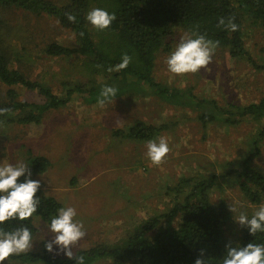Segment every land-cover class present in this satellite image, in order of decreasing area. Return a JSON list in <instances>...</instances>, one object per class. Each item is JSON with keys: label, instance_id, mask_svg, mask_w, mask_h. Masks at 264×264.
Wrapping results in <instances>:
<instances>
[{"label": "rangeland", "instance_id": "374dc122", "mask_svg": "<svg viewBox=\"0 0 264 264\" xmlns=\"http://www.w3.org/2000/svg\"><path fill=\"white\" fill-rule=\"evenodd\" d=\"M51 1L60 6L68 3ZM244 30L247 51L253 61L263 66L264 31L251 27V20L244 23ZM186 34L178 32L170 53H159L153 71L156 81L180 89L192 86L196 97L215 100L222 107H243L264 97V74L247 59L230 58L227 51L216 50L212 63L197 73H170L165 61ZM0 36L12 67L59 97L64 96L65 84L78 83L85 88L93 84L92 68L81 54L63 59L46 54L51 43L78 47L75 33L63 28L58 19L0 6ZM101 78L94 77V84H101ZM8 89L0 83V104L8 100ZM19 92L20 100L33 97L25 90ZM157 100L124 96L101 107L98 103L86 104L76 96L65 107L45 113L38 125L7 124L0 128V164L23 163L30 168L29 154L50 161L47 172L31 173V179L40 182L45 196L55 198L63 207L76 209L75 219L83 222L87 235L73 248L75 254L98 245H117L150 218L163 214L176 199L170 188L182 178L212 174L219 177L210 196L216 206L224 202L237 208L227 225L228 236L235 243L243 228L235 216L245 213L251 217L260 207L251 204L234 180L224 175L228 162L238 163L254 152L253 142L264 119L246 118L236 125L214 123L204 129L196 120V112L162 105ZM136 120L168 126L156 139L164 137L170 147L163 164L151 163L146 155L147 142L113 134L120 129L127 133ZM260 148L255 166L264 174V141ZM35 226L38 233L28 252L41 251L44 244L54 239L48 224L36 219ZM50 253L68 258L56 245ZM3 264L21 263L8 259Z\"/></svg>", "mask_w": 264, "mask_h": 264}, {"label": "trees", "instance_id": "16d2710c", "mask_svg": "<svg viewBox=\"0 0 264 264\" xmlns=\"http://www.w3.org/2000/svg\"><path fill=\"white\" fill-rule=\"evenodd\" d=\"M0 6L58 19L63 28L75 33L78 47L51 43L45 50L46 54L58 59L81 54L87 59L94 77L99 76L103 80L96 85L92 76L93 84L87 88L78 83L65 84L64 96L59 97L44 84L30 80L12 67L11 57L0 36V83L9 88L8 100L0 104V109H10L7 114L0 115V128L7 124L38 125L45 113L65 107L76 96H80L86 104H97L100 91L105 86L118 90L111 101L124 96L157 98L162 105L190 109L197 113L196 120L204 129L214 123L236 125L246 118L255 121L264 119V97L258 103L243 107L232 104L222 107L215 100L196 97L192 86L185 89L168 86L156 81L153 76L159 53L171 52V44L180 31L187 34L198 31L209 39L218 40V51H227L229 57L235 60L247 59L264 74V65L253 61L243 39L247 20H251V27L264 31V0H68L61 6L51 0H0ZM94 8L115 13L117 19L107 30L98 31L86 21L88 12ZM69 13L76 16V22L67 19L66 14ZM222 17L225 20L235 17L238 30L232 32L218 27ZM81 33L84 35L81 36ZM124 54L132 58L129 66L119 72H109L110 67L115 68L122 62ZM18 89L31 93L33 97L20 100ZM168 129L163 123L157 126L136 120L127 133L120 129L113 134L137 142H148ZM262 141L264 125L253 142L254 152L238 163L228 162L226 166L229 169L224 175L234 180L251 204L258 206L264 204V174L255 166ZM28 161L32 175L44 174L51 166L45 157L29 154ZM25 179L21 177L18 182ZM218 181L216 174L180 179L170 188L176 199L163 214L150 218L117 245H98L76 254L85 257V264H195L201 250H204L206 264H222L229 244L232 247L264 244V233L253 236L246 227L242 228L238 243L230 239L227 229L232 217L230 207L224 202L216 206L210 196ZM36 198L40 204L33 217L26 221L10 220L0 227L12 230L27 226L34 239L38 233L36 219L49 225L51 217L63 207L55 198L45 196L41 189ZM8 259L21 264H76L69 258L53 257L46 244L41 251L13 255Z\"/></svg>", "mask_w": 264, "mask_h": 264}, {"label": "clouds", "instance_id": "9594fccd", "mask_svg": "<svg viewBox=\"0 0 264 264\" xmlns=\"http://www.w3.org/2000/svg\"><path fill=\"white\" fill-rule=\"evenodd\" d=\"M70 22H76L74 14H66ZM117 19L115 13H109L100 8L90 10L86 16V21L98 31L107 30ZM235 17L220 18L218 27L235 32L238 25L234 22ZM84 33H81L83 36ZM220 46L218 40L209 39L198 31H192L183 36L176 49L167 57L165 63L168 71L172 74L183 76L189 73H197L201 69L207 68L212 63V57ZM131 57L127 54L122 56V62L115 68L108 71H121L126 69L131 63ZM117 89L112 86H105L101 89L98 97L99 106L111 102L117 96ZM10 111L8 108L0 109V115H5ZM147 157L153 165L159 166L170 152V147L164 137L158 140L153 139L147 142ZM27 178L24 182H18L21 177ZM41 184L37 180L31 179L30 168L23 164H0V225L14 219L26 221L37 213L40 200L36 198ZM230 211L237 212V208L232 204ZM77 211L73 207H62L57 215L52 216L50 224L47 226L54 233V239L46 244L48 252L53 251V245L59 247V251L69 259L75 260L76 264H85V257L73 252L87 233L82 221L75 219ZM236 221L246 227L250 234L264 233V204H262L249 217L245 213L235 216ZM32 232L27 226L17 227L12 230H5L0 227V264L8 260L13 255L28 252L32 248ZM206 253L201 250L195 264H206ZM222 264H264V244L249 243L246 247H232L227 245V254Z\"/></svg>", "mask_w": 264, "mask_h": 264}]
</instances>
